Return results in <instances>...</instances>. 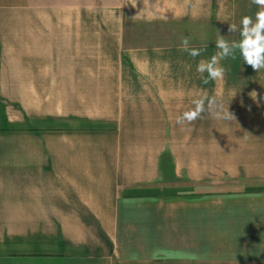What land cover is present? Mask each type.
I'll return each instance as SVG.
<instances>
[{"label":"crops","instance_id":"crops-1","mask_svg":"<svg viewBox=\"0 0 264 264\" xmlns=\"http://www.w3.org/2000/svg\"><path fill=\"white\" fill-rule=\"evenodd\" d=\"M258 10L0 0V264H264V69L196 72ZM201 96L235 120L178 124Z\"/></svg>","mask_w":264,"mask_h":264},{"label":"clouds","instance_id":"clouds-1","mask_svg":"<svg viewBox=\"0 0 264 264\" xmlns=\"http://www.w3.org/2000/svg\"><path fill=\"white\" fill-rule=\"evenodd\" d=\"M251 3L258 6L255 13V19L252 16L245 15L241 18L239 40H230L224 36L218 35L215 47L217 51L208 59H201L196 65V72L200 74L204 84L210 81L222 80L226 69L221 61L232 58L235 59L238 51L243 62L251 66L255 72L264 69V0H251ZM229 33L234 34L238 31L235 23L229 24ZM181 50L190 57L201 56L202 50L190 46V37L181 38ZM206 74V75H205ZM255 98L258 93H251ZM194 107L177 118L178 124L185 122L191 123L202 116L207 111L213 118L224 121L235 120L228 108H225L216 97L201 96L193 100Z\"/></svg>","mask_w":264,"mask_h":264},{"label":"rangeland","instance_id":"rangeland-1","mask_svg":"<svg viewBox=\"0 0 264 264\" xmlns=\"http://www.w3.org/2000/svg\"><path fill=\"white\" fill-rule=\"evenodd\" d=\"M6 61H7V64H8L7 69H8V77H9L8 80H7V83H8L7 86H9V83L16 85V83H15L14 80H16V78L18 77V73L17 72L19 70H22V71L23 70H28L29 71L30 67L24 69L25 66H23V64L21 66H17V67H12V66L10 67V65L14 62L13 59L12 58H9ZM45 67L53 68L54 66L49 65V66H45ZM45 67L33 68L32 71H35L36 70V72H37L38 75L45 76V71L47 69ZM0 73H1V70H0ZM15 93H17V92H15ZM21 100L22 99H20L19 101H21ZM50 101H51L50 98H43V102H50ZM16 106L18 107L20 105H16ZM31 107H35V106L34 105H31Z\"/></svg>","mask_w":264,"mask_h":264}]
</instances>
